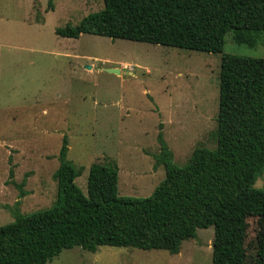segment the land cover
I'll list each match as a JSON object with an SVG mask.
<instances>
[{"label": "rangeland", "instance_id": "obj_1", "mask_svg": "<svg viewBox=\"0 0 264 264\" xmlns=\"http://www.w3.org/2000/svg\"><path fill=\"white\" fill-rule=\"evenodd\" d=\"M52 4L46 11L47 0H0V226L14 220L19 192L12 183L25 180L19 214L54 204L52 175L63 138L66 159L83 168L75 184L84 195L89 166L97 163L117 166L120 197H149L164 178L155 162L159 135L177 166L196 147L215 148L221 54L264 59V32L253 46L227 33L221 54L88 34L60 37L55 29L75 27L103 3ZM254 188L262 198L264 172ZM256 222L248 220L247 256L264 259V229ZM213 234V227L198 229L175 255L73 247L46 264H212Z\"/></svg>", "mask_w": 264, "mask_h": 264}, {"label": "trees", "instance_id": "obj_2", "mask_svg": "<svg viewBox=\"0 0 264 264\" xmlns=\"http://www.w3.org/2000/svg\"><path fill=\"white\" fill-rule=\"evenodd\" d=\"M47 0L46 11L53 10ZM102 10L60 37L82 34L221 54L224 37L253 46L264 32V0H101ZM215 148L196 147L177 166L159 135L156 165L164 178L147 198L118 195L114 164L89 166L86 195L75 184L83 168L66 159L62 139L52 175L56 199L47 209L19 214L25 180L14 187V220L0 226V264H46L64 249L99 247L178 254L198 229L213 227L212 264H264L246 251L248 220L264 229V196L254 188L264 172V59L221 54ZM12 173L9 172V177ZM261 203V204H260ZM17 211V212H16Z\"/></svg>", "mask_w": 264, "mask_h": 264}, {"label": "water", "instance_id": "obj_3", "mask_svg": "<svg viewBox=\"0 0 264 264\" xmlns=\"http://www.w3.org/2000/svg\"><path fill=\"white\" fill-rule=\"evenodd\" d=\"M109 72H112V73H114V72H116V70H108Z\"/></svg>", "mask_w": 264, "mask_h": 264}]
</instances>
